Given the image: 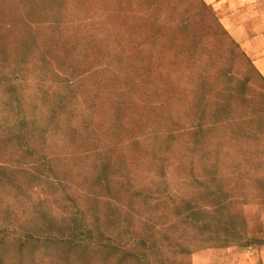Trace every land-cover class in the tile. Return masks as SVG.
<instances>
[{"label":"rangeland","instance_id":"rangeland-1","mask_svg":"<svg viewBox=\"0 0 264 264\" xmlns=\"http://www.w3.org/2000/svg\"><path fill=\"white\" fill-rule=\"evenodd\" d=\"M263 245L264 0H0V264Z\"/></svg>","mask_w":264,"mask_h":264},{"label":"crops","instance_id":"crops-1","mask_svg":"<svg viewBox=\"0 0 264 264\" xmlns=\"http://www.w3.org/2000/svg\"><path fill=\"white\" fill-rule=\"evenodd\" d=\"M244 11H245V9H244ZM234 15L235 14H232V15H228L227 17H234ZM219 253V252H218ZM227 254V253H226ZM220 255V254H219ZM249 255L250 254H248V255H246L244 258H247V259H249ZM260 258H261V264H264V245H263V247H262V249L260 250ZM246 261V260H245ZM243 262L242 264H249V263H246V262ZM239 263V262H238Z\"/></svg>","mask_w":264,"mask_h":264}]
</instances>
